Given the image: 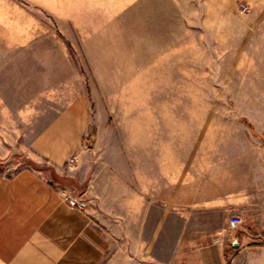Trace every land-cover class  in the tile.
I'll return each mask as SVG.
<instances>
[{"label":"rangeland","instance_id":"rangeland-1","mask_svg":"<svg viewBox=\"0 0 264 264\" xmlns=\"http://www.w3.org/2000/svg\"><path fill=\"white\" fill-rule=\"evenodd\" d=\"M246 2L0 0V176L35 169L74 192L94 178L86 208L109 235L136 222L104 205L172 161L264 195V25L247 15L264 5Z\"/></svg>","mask_w":264,"mask_h":264},{"label":"crops","instance_id":"crops-1","mask_svg":"<svg viewBox=\"0 0 264 264\" xmlns=\"http://www.w3.org/2000/svg\"><path fill=\"white\" fill-rule=\"evenodd\" d=\"M246 1L264 5V0ZM247 15L264 25V11ZM49 127L50 132L66 131L58 123ZM53 137L42 136L33 146L45 151L44 141ZM55 159L60 165L59 155ZM173 164L159 183L156 175L142 178L134 173L138 185L134 181L132 197L118 196L113 207L104 205L108 213L131 212L136 222L133 231L120 225L115 235L100 230L90 215L92 209L68 206L61 198L68 188L51 184L37 170L23 168L11 178L0 176V264H237L241 254L250 257L251 264H264V241L246 234L258 231L264 237L260 190L237 179L220 184L215 178L205 179L202 172L190 175L185 166L174 170ZM94 183L90 177L84 184L87 204L88 195L97 193ZM231 214L240 215L242 225L214 243L216 231L227 226ZM120 217L117 214L116 219ZM146 221L150 229L145 243L135 234L144 230Z\"/></svg>","mask_w":264,"mask_h":264},{"label":"built area","instance_id":"built-area-1","mask_svg":"<svg viewBox=\"0 0 264 264\" xmlns=\"http://www.w3.org/2000/svg\"><path fill=\"white\" fill-rule=\"evenodd\" d=\"M247 9V5L244 3H240L238 6V10L240 12H245ZM69 162H73V158L68 160ZM62 200L70 207L83 210L87 206V197L84 192H74V191H62L61 192ZM242 217L240 215H232L228 221V228H235L239 224L242 223ZM225 228H221L216 232V238L213 240L214 243H221L223 239V235L225 234Z\"/></svg>","mask_w":264,"mask_h":264},{"label":"trees","instance_id":"trees-1","mask_svg":"<svg viewBox=\"0 0 264 264\" xmlns=\"http://www.w3.org/2000/svg\"><path fill=\"white\" fill-rule=\"evenodd\" d=\"M228 263V262H227Z\"/></svg>","mask_w":264,"mask_h":264}]
</instances>
